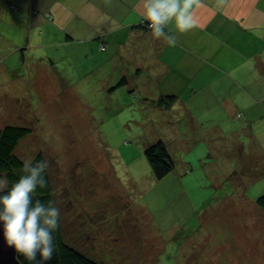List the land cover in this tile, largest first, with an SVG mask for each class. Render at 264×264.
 I'll list each match as a JSON object with an SVG mask.
<instances>
[{
    "label": "rangeland",
    "instance_id": "obj_1",
    "mask_svg": "<svg viewBox=\"0 0 264 264\" xmlns=\"http://www.w3.org/2000/svg\"><path fill=\"white\" fill-rule=\"evenodd\" d=\"M22 6L0 0V129L30 128L15 152L47 161L68 242L103 264H264V153L249 137L264 121L213 100L190 101L194 123L179 103L151 117L97 75L77 82L90 62L50 63ZM159 141L173 161L160 180L145 156Z\"/></svg>",
    "mask_w": 264,
    "mask_h": 264
},
{
    "label": "crops",
    "instance_id": "obj_2",
    "mask_svg": "<svg viewBox=\"0 0 264 264\" xmlns=\"http://www.w3.org/2000/svg\"><path fill=\"white\" fill-rule=\"evenodd\" d=\"M20 2L28 39L35 38L34 32L39 44L52 47L45 46V55L53 57L50 63L62 57L90 62L88 71L72 78L77 82L97 75L102 92L112 95L121 90L138 96L140 109L151 117L168 113L179 103L194 123L201 113L190 101L213 100V107L231 109L239 104L245 119L248 113L264 121V0H200L192 8L191 29L180 33L170 26L175 46L153 38L140 24L144 20L140 0ZM168 95L174 96L169 105L156 103ZM260 129L256 131L261 138L246 134L264 153Z\"/></svg>",
    "mask_w": 264,
    "mask_h": 264
},
{
    "label": "clouds",
    "instance_id": "obj_3",
    "mask_svg": "<svg viewBox=\"0 0 264 264\" xmlns=\"http://www.w3.org/2000/svg\"><path fill=\"white\" fill-rule=\"evenodd\" d=\"M194 4L199 6L200 0H140L153 38H163L170 46L176 44L170 26L180 33L194 26ZM47 168V161H24L14 182L0 177V231L6 245L28 264L51 260L55 252L53 233L59 228L60 210L55 201L34 196L37 188L47 187Z\"/></svg>",
    "mask_w": 264,
    "mask_h": 264
},
{
    "label": "trees",
    "instance_id": "obj_4",
    "mask_svg": "<svg viewBox=\"0 0 264 264\" xmlns=\"http://www.w3.org/2000/svg\"><path fill=\"white\" fill-rule=\"evenodd\" d=\"M174 96L168 95L156 101L158 105H169ZM30 133L28 126L6 125L0 129V177L6 176L9 183L14 182L20 175L19 169L22 167V161L15 152L19 141ZM145 156L150 170L155 179H162L173 169V161L168 155L167 149L162 142H156L145 149ZM45 161L42 153H36L31 162ZM47 187L37 188L34 196L42 201H54L52 183L48 174L45 172ZM257 204L264 210V192L256 198ZM56 206V204H55ZM59 217V228L53 233L55 252L51 260L39 261V264H103L99 260L91 258L82 249L75 248L64 237ZM16 258L20 264H28L22 256L16 253Z\"/></svg>",
    "mask_w": 264,
    "mask_h": 264
},
{
    "label": "water",
    "instance_id": "obj_5",
    "mask_svg": "<svg viewBox=\"0 0 264 264\" xmlns=\"http://www.w3.org/2000/svg\"><path fill=\"white\" fill-rule=\"evenodd\" d=\"M0 264H20L14 249L6 245L2 231H0Z\"/></svg>",
    "mask_w": 264,
    "mask_h": 264
},
{
    "label": "built area",
    "instance_id": "obj_6",
    "mask_svg": "<svg viewBox=\"0 0 264 264\" xmlns=\"http://www.w3.org/2000/svg\"><path fill=\"white\" fill-rule=\"evenodd\" d=\"M142 26H144L145 28H148V25H147V22L142 20L141 23H140ZM149 29V28H148ZM105 47L102 45L100 46V50H104Z\"/></svg>",
    "mask_w": 264,
    "mask_h": 264
}]
</instances>
